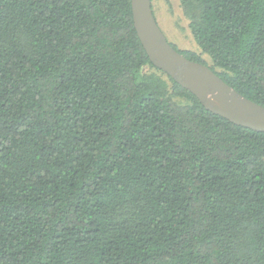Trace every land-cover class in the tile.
Masks as SVG:
<instances>
[{
	"label": "trees",
	"instance_id": "trees-1",
	"mask_svg": "<svg viewBox=\"0 0 264 264\" xmlns=\"http://www.w3.org/2000/svg\"><path fill=\"white\" fill-rule=\"evenodd\" d=\"M264 106V0H179ZM154 13V12H153ZM0 264H264V132L149 60L131 0H0Z\"/></svg>",
	"mask_w": 264,
	"mask_h": 264
},
{
	"label": "water",
	"instance_id": "water-1",
	"mask_svg": "<svg viewBox=\"0 0 264 264\" xmlns=\"http://www.w3.org/2000/svg\"><path fill=\"white\" fill-rule=\"evenodd\" d=\"M134 28L150 62L191 92L209 111L230 122L264 132V106L237 92L207 64L175 49L160 29L151 0H131Z\"/></svg>",
	"mask_w": 264,
	"mask_h": 264
},
{
	"label": "rangeland",
	"instance_id": "rangeland-1",
	"mask_svg": "<svg viewBox=\"0 0 264 264\" xmlns=\"http://www.w3.org/2000/svg\"><path fill=\"white\" fill-rule=\"evenodd\" d=\"M156 21L169 43L179 50H192L203 61L211 64L208 55L202 53L188 27L189 19L183 13L179 0H151Z\"/></svg>",
	"mask_w": 264,
	"mask_h": 264
}]
</instances>
